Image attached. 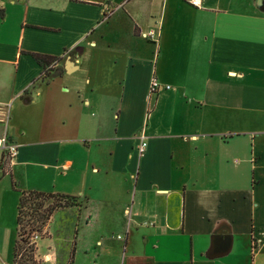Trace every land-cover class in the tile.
Wrapping results in <instances>:
<instances>
[{
	"label": "crops",
	"instance_id": "obj_1",
	"mask_svg": "<svg viewBox=\"0 0 264 264\" xmlns=\"http://www.w3.org/2000/svg\"><path fill=\"white\" fill-rule=\"evenodd\" d=\"M1 134L47 264H264V0H0Z\"/></svg>",
	"mask_w": 264,
	"mask_h": 264
},
{
	"label": "trees",
	"instance_id": "obj_2",
	"mask_svg": "<svg viewBox=\"0 0 264 264\" xmlns=\"http://www.w3.org/2000/svg\"><path fill=\"white\" fill-rule=\"evenodd\" d=\"M32 56L44 68V78L51 77L50 70L56 57L39 53H32ZM55 70V74L61 71L59 68ZM23 97L24 100L29 99V96ZM6 162L2 160L0 163V169L3 172L6 170ZM13 185L15 186L14 182ZM15 190L19 192V195L16 205V238L12 247V264H40L37 258L36 240L42 238V234L45 235V226L53 213L58 209L78 204V196L34 189L15 188Z\"/></svg>",
	"mask_w": 264,
	"mask_h": 264
},
{
	"label": "rangeland",
	"instance_id": "obj_3",
	"mask_svg": "<svg viewBox=\"0 0 264 264\" xmlns=\"http://www.w3.org/2000/svg\"><path fill=\"white\" fill-rule=\"evenodd\" d=\"M257 1V0H256ZM140 41L138 42V45L140 47ZM144 43L147 45H151V48H154L153 43L148 44V42L144 41ZM142 46L141 47H146ZM154 96L152 97L153 101ZM151 103V102H150ZM151 105V104H150ZM148 104V106H150ZM19 192L15 190L13 181L9 175L8 168L3 172L0 169V264H10L11 263V251L12 246L14 244L15 238H16V222H15V216H16V205L18 200ZM79 203L76 205H71L66 208H79L83 205V202L78 198ZM62 209V208H61ZM59 210V209H58ZM118 232L108 233V239L109 241L116 242L120 241L117 240L116 237ZM42 238L38 240V254L37 258L39 259L40 264H47L48 262L44 258V253L48 252V244L50 243L45 235L42 234ZM137 242L140 244V240L137 238ZM101 248L94 249L95 253L99 252ZM94 253V252H93ZM106 260L111 259L110 257L105 258ZM98 262V261H97ZM112 261L105 262V264H110ZM120 263V262H119ZM118 263V264H119ZM98 264H104L102 261H99ZM128 264H150V261L144 258H138L132 260Z\"/></svg>",
	"mask_w": 264,
	"mask_h": 264
},
{
	"label": "built area",
	"instance_id": "obj_4",
	"mask_svg": "<svg viewBox=\"0 0 264 264\" xmlns=\"http://www.w3.org/2000/svg\"><path fill=\"white\" fill-rule=\"evenodd\" d=\"M188 2L193 6L199 5V0H188ZM142 36L146 39H149L153 42L157 41L158 32L156 29H149L148 31H145L142 33ZM169 85H162L157 78H152L149 86L150 93L158 92L159 90L165 88H169ZM139 145H138V152L139 154H142L146 147V137L143 134L139 135ZM0 150L5 154V159H12L18 152V146L16 143H14L7 134H1L0 135ZM36 237V235H35Z\"/></svg>",
	"mask_w": 264,
	"mask_h": 264
},
{
	"label": "water",
	"instance_id": "obj_5",
	"mask_svg": "<svg viewBox=\"0 0 264 264\" xmlns=\"http://www.w3.org/2000/svg\"><path fill=\"white\" fill-rule=\"evenodd\" d=\"M226 236V235H225Z\"/></svg>",
	"mask_w": 264,
	"mask_h": 264
}]
</instances>
